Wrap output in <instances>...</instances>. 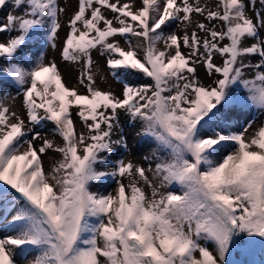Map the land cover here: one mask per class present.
Listing matches in <instances>:
<instances>
[{"label": "snow or ice", "instance_id": "obj_1", "mask_svg": "<svg viewBox=\"0 0 264 264\" xmlns=\"http://www.w3.org/2000/svg\"><path fill=\"white\" fill-rule=\"evenodd\" d=\"M136 3L78 0L65 25L68 0H0L13 9L0 84L26 115L0 92V264H264V123L232 130L237 111L264 114V0ZM65 26L76 86L47 59ZM94 52L121 94L99 87ZM121 113L155 142V167L113 159L131 152ZM49 122L62 143L34 131ZM50 150L60 158L46 166Z\"/></svg>", "mask_w": 264, "mask_h": 264}, {"label": "bare ground", "instance_id": "obj_2", "mask_svg": "<svg viewBox=\"0 0 264 264\" xmlns=\"http://www.w3.org/2000/svg\"><path fill=\"white\" fill-rule=\"evenodd\" d=\"M212 1H213L212 2L213 5L211 7L213 8V10H215L216 3L218 2V0H212ZM113 2H114V0H113ZM121 2H125V0H121ZM60 3H61V6H64V0H60ZM136 6L139 7V0H137ZM77 10H78V0H68V6H67L66 14L62 17V23L66 25L69 18ZM9 11H13V9L9 7L6 10H0V22H4V18H6V16H7L6 14H8ZM16 14H19V13H16ZM106 15L110 18L113 14L110 12V10H108V11H106ZM194 20H197V21H200L203 23H208L206 20H204L203 17L196 16L195 14H194ZM214 23L219 24L220 22H214ZM193 28H195V24H193L192 27L189 28V32H191L193 30ZM176 30H177L176 24H173V25H171V27L165 29L166 32H173ZM67 32H68V28L66 26L64 28H62L61 32L59 33V37H60L59 47L55 51L49 49L47 51V59L55 60V62L57 63L58 69L61 71V73H62L64 79L66 80L68 86H76L78 84V81H79L80 73L83 70L82 66L78 65V64L66 62L61 57V50L63 47V41L66 37ZM14 34L15 33H13V35ZM178 34L182 35L183 33L180 32ZM201 35H203V34L201 33ZM0 36H3V34H0ZM94 59L96 60L97 66L99 68V74L96 76L97 83H98L99 87H101L104 90L110 89V90L114 91L117 95L121 94L123 91V85L121 83L117 82L111 76L110 71L107 67L106 58L100 56L98 52H94ZM6 64H7V61H0V66L6 65ZM198 69L202 70V69H204V67L201 65ZM100 74H102L105 77V80L103 82H101V80H100ZM214 78L215 77H208L207 74L200 73V79L205 84H211L212 80ZM128 79H129V82L134 83V84L150 83L149 79L144 77L142 74H135V75L129 77ZM81 90H83V89H81ZM0 92L8 93V94H10L11 97L16 98L14 102L10 101V103L13 104L14 110H16L22 116H25V119H26V115H25L23 107H22L23 96L21 94H19L17 87L11 83L0 84ZM125 119L129 120V118L124 113H121L120 114V120H125ZM262 123H264V120L262 121ZM243 124H244L243 115L237 111L235 114V122H234L233 128H235V129L239 128V126H243ZM76 125H77L78 129L82 128V125L78 119H77ZM47 127L51 128L53 130L54 125L50 122L45 123V125L42 128L38 126L34 131L40 132L42 135L48 137L49 139H54L57 144L62 143L61 138L58 136H54L53 133H50L47 130ZM139 127H140L139 123L132 124L131 128L127 131H131L132 134H135L137 131H139L141 129ZM130 157L131 156H128V154H126L127 159H130ZM59 158H60L59 154L54 153L50 150L43 157V160L47 166V165H50L51 163H53L54 160H58ZM113 159H115V158H113ZM93 190H96V189H93ZM109 191H111V190H109ZM7 234L8 233H0V235H7ZM17 257H18V255H17ZM17 264H23V263L20 262V260L17 258Z\"/></svg>", "mask_w": 264, "mask_h": 264}, {"label": "rangeland", "instance_id": "obj_3", "mask_svg": "<svg viewBox=\"0 0 264 264\" xmlns=\"http://www.w3.org/2000/svg\"><path fill=\"white\" fill-rule=\"evenodd\" d=\"M208 2L211 6L213 5L212 0H209ZM6 15H8V14H6ZM217 30H219V28ZM262 35H264V32H262ZM249 43H251V41H249ZM255 59H258V58H255ZM216 62L217 63L221 62L219 57L216 58ZM200 73L206 74L205 69H202V70L198 69L199 77H200ZM150 83H151V81H150ZM238 112H240V111H238ZM240 113L243 115V121H244L243 126H245L247 124V122L254 117H256V123L254 124V128L258 127L260 124H262V121L264 120V114L258 115L254 110L253 111L240 112ZM125 120H120V122H121V125L123 126V129H124L123 134L128 139V144H129V147L131 148V152L130 153H124L122 149L117 148L115 150V154H114L113 158H118L121 155L126 157V154H128V156H131L130 160H132L133 163L138 164V165H142L143 167L147 168L149 166V161L145 160L144 158L149 157V159L151 160L152 166L155 167L156 160H155V157L153 156V151L157 147L155 142L151 141V140L144 139L140 136H137L138 131L135 134H132L131 131H127L131 128L132 123H130V121L128 119H127L128 121L127 120L125 121ZM76 122H77V120H76ZM243 126H239V128H236V129L232 128V130L239 131L243 128ZM139 128H141V125ZM47 130L50 133H53V130L51 128L47 127ZM118 137H119V133L117 134L116 138H118ZM113 188H115L114 183L108 189L112 190ZM17 258L20 260V262L23 263V258L20 254H18ZM17 258H16V260H17ZM28 258L31 259L32 255L29 254Z\"/></svg>", "mask_w": 264, "mask_h": 264}]
</instances>
